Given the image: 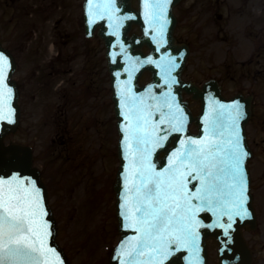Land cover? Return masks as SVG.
<instances>
[{
  "label": "snow or ice",
  "instance_id": "snow-or-ice-1",
  "mask_svg": "<svg viewBox=\"0 0 264 264\" xmlns=\"http://www.w3.org/2000/svg\"><path fill=\"white\" fill-rule=\"evenodd\" d=\"M168 2L170 0L163 3L156 0L146 4V8L153 9L154 19L160 18ZM96 7L108 9L112 2L108 0ZM8 68V57L0 54V121L12 122V89L6 83ZM121 95H124L123 89ZM231 108L234 133L226 146L216 140H189L182 145L183 151L174 154L179 162L164 172L155 171L150 163V151L142 147L149 143L155 147L162 139L155 126L149 130L151 113L145 115L143 107L133 109L137 113L136 124L129 121L125 130L128 133L125 144L129 159L126 185L129 195L124 206L125 218L140 236L127 241L122 248V254L133 264H139L135 257L144 255L152 257L155 264H163L173 246L176 250L186 245L197 248L196 228L200 224L196 213L201 209L194 207L192 200L202 205H212L214 201L222 203L227 208L228 228L232 226L233 217H250L246 207L248 180L243 166L249 154L243 149L238 127L243 116L242 106L233 104ZM164 122L160 120V124ZM212 124L214 130L215 122ZM194 173L201 186L195 194H190L187 178ZM225 189L227 201L221 199ZM46 215L35 181L28 180L26 186L25 179L17 175L0 178V264H63L56 250L49 246L51 233L44 220Z\"/></svg>",
  "mask_w": 264,
  "mask_h": 264
},
{
  "label": "rangeland",
  "instance_id": "rangeland-1",
  "mask_svg": "<svg viewBox=\"0 0 264 264\" xmlns=\"http://www.w3.org/2000/svg\"><path fill=\"white\" fill-rule=\"evenodd\" d=\"M69 1L71 2V0H67V2ZM231 1L233 7H237L239 2L237 0ZM77 4L72 0V4L69 3V6H71L61 13L60 18L66 20L63 27L66 28L72 24L73 15L75 17L77 12ZM201 5L202 9L207 12V2ZM2 9L1 1L0 35L3 41L18 55V47L13 45L18 43L16 40L18 32H13V30L16 26L21 29V26L18 21L8 25L3 17ZM176 13L180 18L177 36L186 39L187 35L183 26L181 8H177ZM210 14L208 13L206 17H209ZM51 31L49 26L43 33L44 40L40 37V33H38L37 39V33H28L31 36V52L34 51V55H36V49L39 48L41 51L39 56L43 57L41 62L40 59L37 60V64L39 62L43 64L44 60L56 55V51L53 50L51 45L54 39ZM76 31H78L77 26H74L71 33ZM18 40H21V37H18ZM188 41L191 43L192 38L189 37ZM217 41L216 38L214 43ZM27 42L30 43V40ZM91 48V52L87 57V61L90 63L87 68L94 69L95 63H97L98 72H100L99 76L93 74L92 79L88 74L85 75L84 90L86 89V91L84 93L91 98L89 102L91 114L82 110L83 117L81 121L74 119L75 122L80 123L79 126L74 128L76 133L69 129L71 138L76 137V139L73 138L75 144L68 148V153L63 155L72 157L73 149H75L82 154L78 155V160L82 164L76 160L73 161V158L68 160L70 161L69 164H66L64 157H62L56 161L57 167L54 168V170L57 169L56 172L58 170L59 172L55 178L52 177L50 168L55 163V158H58L63 150L59 147V142H62L58 139L60 137L57 136L56 129L46 123V116H49L48 103L53 98L55 99V94L49 96L50 91L41 88V86L38 87L36 80L29 82L30 86L26 87L25 72L31 73L34 68L31 66L29 69L25 66V62L22 61L21 57L22 53L18 58L21 63L20 70L15 76L17 80L22 82V89L24 90V96L21 100L23 106L22 122L18 131L8 134L5 138V142L13 141L34 146L36 166L42 170L43 176L49 184L50 200L57 219V238L65 248L72 264H108L110 249L118 239L115 195L113 192V182L118 165V159L114 154L115 137L113 140V136H115V119L112 117L111 93L108 90L109 84L104 70V60L102 65L103 45L99 40H95L91 43ZM224 48L225 45L222 44V49ZM215 50L217 56L223 55L226 51V49L222 51L221 48L216 46ZM198 51L196 50L195 55L193 54L190 57L184 76L187 79L202 82L207 77L208 65H204L202 68L197 66ZM205 51L207 50L202 49L201 55H206ZM233 54L239 56L240 52L231 48L230 55ZM238 59H241V57ZM202 69L205 71H202ZM232 76L237 75L232 73ZM146 80L147 78L144 79V81ZM90 85L95 90L97 88V90L92 89V93H90ZM234 90L235 87L231 83L229 93L234 92ZM95 92L98 93L97 98ZM260 103H262V100ZM195 109L198 110L197 107ZM79 133H82V135H79ZM108 135L110 136L107 141L106 137ZM258 166L259 160H256L255 167ZM212 264H217L214 249L212 250Z\"/></svg>",
  "mask_w": 264,
  "mask_h": 264
},
{
  "label": "water",
  "instance_id": "water-1",
  "mask_svg": "<svg viewBox=\"0 0 264 264\" xmlns=\"http://www.w3.org/2000/svg\"><path fill=\"white\" fill-rule=\"evenodd\" d=\"M180 0H172L171 6L170 3L167 5V12L169 20L171 22V25L168 27L169 30H161V26L159 25L156 27V21L157 19L153 18V15L151 13L153 12V9L147 8L150 11L148 12V15H142L141 12L138 14V21H136V18L130 19L126 14L120 15L121 17L118 20V23L116 25H111L108 27L105 22L102 23L100 26L99 35L105 39V43L107 46V50L109 48L111 51H109L108 61H109V70L112 75V77L115 76L116 73L122 72L123 65L125 64V60H123L124 57H133L135 60H129L134 61L133 65L136 71L135 76L137 75V78L135 80V86L136 89H138L139 92H148L149 94H152L150 87L142 88L139 85V79L143 72L145 70H149L152 73L153 80L155 81V84H153L154 88V94H155V105L157 106V109L163 113H165V110L167 109L169 112H171L173 105H175L178 101L182 102V93L184 91L189 93H194V98L198 99L200 98L203 100L204 94L206 91H200L196 89L194 86L189 85L186 86L181 81V72L184 68L185 61H182L185 57V54H188V50H184L183 53H181V46L176 43V39L173 36L174 28L176 25V18L172 12L173 6L178 3ZM118 5L122 7L124 12H131L132 6H131V0H118ZM145 17V20L149 22L148 29L145 28L144 22L142 21L141 17ZM133 22H136L140 25L142 35L133 34L130 35V31L132 29ZM154 27V28H153ZM110 31V33H106L107 31ZM162 32V35H161ZM148 46L151 50V54L146 56L142 50L143 46ZM1 49V47H0ZM3 50V49H2ZM6 56H8L9 60V68L7 72V80L6 83L8 86L12 89V96L10 99V107L12 109V122L8 121H0V178H10L13 175L20 176L25 179L26 186L28 180H33L36 182V186L38 189H40L41 197L43 200V206L44 208H47L48 217L45 216L44 220L50 224V221L52 223V226L50 227L53 235H52V242L51 245L54 247L55 250H58L61 253V256L64 259V262L68 264L66 261L64 255L62 254V251L58 248V246L54 242V237L56 234L55 230V222L52 219L51 211L48 207V200H47V194L44 186L42 185L40 181V175L39 172L32 168V154L31 150L29 148L22 147L17 144H13L10 146H4L2 143V139L6 133H8L11 130H15L18 123H19V108L17 106V89L16 84L14 82H11L10 77L12 73V68L15 69L13 59L10 56V54L6 51ZM11 59V60H10ZM138 61V62H137ZM143 61V62H142ZM148 61H151L150 63ZM177 61L182 63L183 67L180 68V66L177 68L176 64ZM145 62V63H144ZM179 63V64H180ZM158 65V66H155ZM139 73V74H138ZM162 74V75H161ZM113 87L116 92H120V100H121V110H125V105L131 106L133 109L139 106L138 103H140V98L138 95H136L135 91L131 86H128L129 88L126 89L122 85L114 84L113 80ZM207 87V86H206ZM205 87V88H206ZM215 89L216 87L213 86ZM123 89L124 95H121V90ZM141 89V90H140ZM216 90V89H215ZM217 91V90H216ZM14 93L16 94V97L14 98ZM216 96L221 98V94L219 91L216 92ZM13 97V101H12ZM115 99V96H114ZM118 103L115 100V111L117 114V117L119 115L118 111ZM184 107V119L189 117V121L194 120L196 124H199V122H203L205 120V117L203 116L200 120L197 118H194L190 109L188 108V105L186 103H183ZM248 114H250V108L248 106L247 108ZM245 119H241L239 122V132L242 133V143H245L246 148V134H245V124L247 122L242 121ZM188 121V122H189ZM187 122V123H188ZM186 123V125H187ZM183 135L188 136V140H202L206 142V134L204 131V134L202 132L200 133L199 137H194L191 135H188L189 129L188 126L180 127L179 128ZM244 130V132H243ZM164 131H166L167 135H170V131L167 128H164ZM191 134V133H190ZM203 135V136H202ZM177 135H175L176 139ZM245 137V142H244ZM170 137L167 138L166 143L167 146L170 144ZM181 139L178 136V140H175L171 144L170 150L175 149L176 144L180 143ZM123 142H121V149L120 152V158H121V152L123 148ZM244 145V144H243ZM245 146H243L245 148ZM249 150V149H248ZM10 154L8 157L7 155ZM122 159V158H121ZM154 169L157 172H164L165 170L170 169L171 167L168 166L167 163H165V158L163 160H157ZM123 168H124V162L122 161V165L120 167V172L118 175V182L115 185V189L117 191V194H119V190L122 187V179H125V176L123 175ZM248 170V168H247ZM128 184V181L125 183ZM249 209L251 210V217L242 219L239 222L236 220H232L233 223L231 228H227V232L223 235L222 230L216 229L215 232H207L206 230H203V261L207 264L208 260V253H207V244L206 239L212 234L216 239L223 244L222 240L224 239L225 244L229 243V238L235 237L234 241L235 244L229 243L227 244L230 249L227 254H223L221 263L223 264V260H228V264H236V262H239L240 259V252L239 250H242L243 242H242V235H241V227L244 225H254L255 224V214L253 211L252 203L250 202L248 205ZM203 217V215H202ZM204 218V217H203ZM226 223L228 220H225ZM213 226V225H212ZM127 235L131 236V232H126ZM223 235V236H222ZM231 241H233L231 239ZM235 245V246H234ZM234 246V247H233ZM231 252L235 254L234 261L232 259L233 256H231ZM185 254H180L177 256H168L167 259L164 260V264H186L188 261V264H193L192 260L184 257ZM139 264H148L146 258L143 256L136 257ZM189 259V260H188ZM123 264H129L127 261V257L125 255L122 256ZM236 261V262H235Z\"/></svg>",
  "mask_w": 264,
  "mask_h": 264
},
{
  "label": "flooded vegetation",
  "instance_id": "flooded-vegetation-1",
  "mask_svg": "<svg viewBox=\"0 0 264 264\" xmlns=\"http://www.w3.org/2000/svg\"><path fill=\"white\" fill-rule=\"evenodd\" d=\"M52 4H54V2ZM242 17V30H245L246 38L250 44L246 47V52L249 53L251 57L249 64L254 65L255 70L258 68L257 65L264 59V15H262V13L252 14L243 12ZM258 73L259 70L258 72L252 71L248 67L245 72V77L254 79L256 83ZM255 117L256 123L253 137H260L264 135V104L260 105V109L257 110ZM257 154L263 155V151L257 149L255 150V155ZM258 209L259 215L264 217V179L259 182L258 186ZM250 244L255 255L264 256V224L262 225L261 231L251 238Z\"/></svg>",
  "mask_w": 264,
  "mask_h": 264
},
{
  "label": "bare ground",
  "instance_id": "bare-ground-1",
  "mask_svg": "<svg viewBox=\"0 0 264 264\" xmlns=\"http://www.w3.org/2000/svg\"><path fill=\"white\" fill-rule=\"evenodd\" d=\"M97 16H98L99 18H101V17H102V16H101V14H98Z\"/></svg>",
  "mask_w": 264,
  "mask_h": 264
}]
</instances>
